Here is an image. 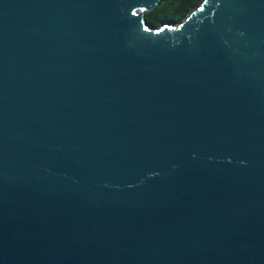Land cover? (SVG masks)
Wrapping results in <instances>:
<instances>
[{
    "label": "water",
    "instance_id": "95a60500",
    "mask_svg": "<svg viewBox=\"0 0 264 264\" xmlns=\"http://www.w3.org/2000/svg\"><path fill=\"white\" fill-rule=\"evenodd\" d=\"M0 0V264H264V0Z\"/></svg>",
    "mask_w": 264,
    "mask_h": 264
},
{
    "label": "trees",
    "instance_id": "16d2710c",
    "mask_svg": "<svg viewBox=\"0 0 264 264\" xmlns=\"http://www.w3.org/2000/svg\"><path fill=\"white\" fill-rule=\"evenodd\" d=\"M203 0H159L157 5L145 12L148 25L158 28L165 23H179Z\"/></svg>",
    "mask_w": 264,
    "mask_h": 264
}]
</instances>
